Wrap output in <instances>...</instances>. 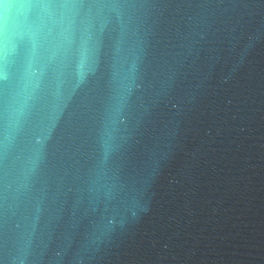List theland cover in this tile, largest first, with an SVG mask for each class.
I'll use <instances>...</instances> for the list:
<instances>
[{
    "label": "water",
    "instance_id": "obj_1",
    "mask_svg": "<svg viewBox=\"0 0 264 264\" xmlns=\"http://www.w3.org/2000/svg\"><path fill=\"white\" fill-rule=\"evenodd\" d=\"M53 2L115 7L17 134L0 264H264V0Z\"/></svg>",
    "mask_w": 264,
    "mask_h": 264
},
{
    "label": "clouds",
    "instance_id": "obj_2",
    "mask_svg": "<svg viewBox=\"0 0 264 264\" xmlns=\"http://www.w3.org/2000/svg\"><path fill=\"white\" fill-rule=\"evenodd\" d=\"M105 4L55 3L25 0L3 3L0 8V181L7 191L10 167L17 162V134L33 113L56 111L60 95V73L65 62L75 63L83 79L85 58L94 70L100 36L92 19ZM83 18L76 22V18ZM16 22H12V18ZM22 47V51H21ZM87 53V57H85ZM115 116L102 132L105 147L115 138ZM106 137V139H105ZM43 145L44 140L40 141ZM37 153L39 149L36 150ZM36 161H32L35 167ZM35 228V222L32 225ZM12 264H16L13 259ZM19 264H29L21 260ZM54 264V261H49Z\"/></svg>",
    "mask_w": 264,
    "mask_h": 264
}]
</instances>
